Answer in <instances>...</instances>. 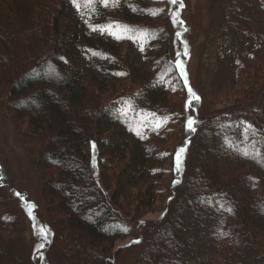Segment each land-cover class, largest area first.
Listing matches in <instances>:
<instances>
[{
  "label": "trees",
  "instance_id": "trees-1",
  "mask_svg": "<svg viewBox=\"0 0 264 264\" xmlns=\"http://www.w3.org/2000/svg\"><path fill=\"white\" fill-rule=\"evenodd\" d=\"M165 19V7L151 0H108L107 5L103 0H77L73 12L69 0H0V94L13 116L27 123V141L46 142L38 164L54 171L44 181V195L79 233L80 259L81 250L92 261L98 259L92 248L132 235V225L114 206L121 200L135 214L146 211L156 186L145 182L163 174L161 165L169 157L162 143L169 132L183 131L186 125L181 116L185 105L171 103V96L183 98L187 90L178 88L183 79L169 56L172 34L161 27ZM110 25L144 36L143 60L104 35ZM95 52L106 60L100 71L88 58ZM256 74L258 79L254 76L253 84H246L249 95L257 93L264 70ZM125 79L140 87L129 112L121 114L94 91H111L122 101ZM109 112L113 115L105 117ZM146 117L164 127L158 130L151 124L148 134L137 132ZM257 117L222 120L191 140L193 165L191 170L187 166L184 182V168L168 171L178 193L175 205L157 222L160 231L147 228L136 239L141 253L133 264H169L170 255L181 264H264V116ZM167 127L171 131L165 132ZM221 140L226 142L223 151L216 149ZM237 147L246 148L247 155L236 153ZM175 149L173 166L180 156ZM93 166L105 183L112 181L108 197ZM201 198L211 206L201 208ZM218 200L221 207L215 205ZM175 240L182 247L173 246Z\"/></svg>",
  "mask_w": 264,
  "mask_h": 264
},
{
  "label": "rangeland",
  "instance_id": "rangeland-1",
  "mask_svg": "<svg viewBox=\"0 0 264 264\" xmlns=\"http://www.w3.org/2000/svg\"><path fill=\"white\" fill-rule=\"evenodd\" d=\"M151 1L165 7L166 22H162L161 27H167L172 34L169 56L183 79L182 87L178 88L187 90V96L183 98H180L179 94L171 96V103L179 107L185 105L181 116H185L186 125L183 131L176 129L173 132L170 127L165 131H171L162 143V148L168 151L166 155L169 159L161 165L163 174L151 177L150 180L148 178L145 182L146 185L149 183L156 186L153 202L146 211L141 210L135 214L134 207H128L120 200L114 209L132 225V235L119 237L113 244L106 243L107 246L102 242L99 247L92 248L98 258L92 261L88 260L86 251L81 250L83 259H80V249L77 245L79 233L67 226L66 215L56 209V202L52 200L53 203L44 195V181L49 179L54 171L38 164L46 142L43 139L31 143L27 141L28 137L24 132L28 130L27 123L13 116V110L1 93L0 264H133L141 253L139 241L136 242V239L141 237V232L147 228L154 227L153 230L160 231L162 227L160 225L159 228L157 222H160L166 208L175 205L173 198L178 193L173 191L171 174L168 171L179 164L184 168L180 180L184 182L187 166L191 170L193 165V160L189 157L191 140L204 128L221 123L222 120L229 122L235 117L258 118V114L264 116V97H256L264 95V77L257 84L259 89L254 95H249L246 86L247 83L253 84L254 76L259 77L256 72L261 73L264 70V51L262 49L259 52L264 41V9L261 8L263 0H177L175 4L170 0ZM248 1L252 4L247 5ZM69 4L73 12L76 4L73 0H69ZM132 33L120 25L104 28L107 38L123 43V46L141 61L145 53L144 36H132ZM88 58L99 71L106 62L105 57L97 52ZM2 68L3 66L0 71H3ZM126 80H121L122 84L125 81L126 90L122 93L124 100H115L112 92L108 90L101 93L94 91L96 98L102 96L106 105L118 108V112L122 111L121 114L126 110L129 112L133 95L140 85L131 83L130 79ZM112 115L113 113L109 112L105 117ZM189 119L195 121L194 130L188 127ZM151 124L153 128L159 127L158 130L164 127V123L152 122L146 117L143 124L138 123L137 132L148 134L153 129ZM174 149L180 153L175 166L171 165L170 161ZM216 149H226V142L221 140ZM246 150L244 147H237L235 152L244 154ZM249 152L257 153L255 150ZM213 153L221 155L220 152ZM92 170L95 175L98 174L96 178L97 181L99 179V188L103 190L104 197H108L113 189L109 190L107 185L113 186L112 181L105 183L97 167L93 166ZM201 176L203 173L198 175ZM87 201L85 198L84 202ZM106 202L111 204L109 199ZM220 203L218 200L215 205L221 207ZM199 206L207 208L211 205L206 198H201ZM260 210L262 211V206ZM86 217L92 219L89 214ZM172 235L176 237L177 233L174 231ZM173 246L180 248L182 244L175 240ZM167 261L169 264L180 263L171 255Z\"/></svg>",
  "mask_w": 264,
  "mask_h": 264
},
{
  "label": "snow or ice",
  "instance_id": "snow-or-ice-1",
  "mask_svg": "<svg viewBox=\"0 0 264 264\" xmlns=\"http://www.w3.org/2000/svg\"><path fill=\"white\" fill-rule=\"evenodd\" d=\"M103 2H104L105 5H107L108 0H103ZM170 2L173 3V4H175V3H177V0H170ZM73 3L76 4L77 3V0H73ZM77 6L79 7V5H77ZM181 6H182V4H181ZM93 30L96 31V30H102V29L93 28ZM181 67H182V65H181ZM196 99H198V97H196ZM194 124H195V121L192 120V119H189L188 127L190 129L194 130V127H193ZM181 151H183V149H181ZM245 155H247V153H245ZM177 160L179 161V154L177 155ZM177 167L179 168V164H178Z\"/></svg>",
  "mask_w": 264,
  "mask_h": 264
}]
</instances>
